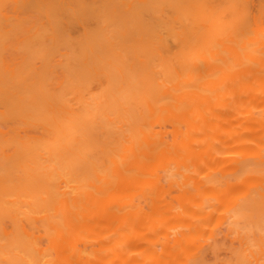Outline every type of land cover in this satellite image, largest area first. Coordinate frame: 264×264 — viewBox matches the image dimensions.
Here are the masks:
<instances>
[{
	"label": "bare ground",
	"instance_id": "6f19581e",
	"mask_svg": "<svg viewBox=\"0 0 264 264\" xmlns=\"http://www.w3.org/2000/svg\"><path fill=\"white\" fill-rule=\"evenodd\" d=\"M0 264H264V0H0Z\"/></svg>",
	"mask_w": 264,
	"mask_h": 264
}]
</instances>
